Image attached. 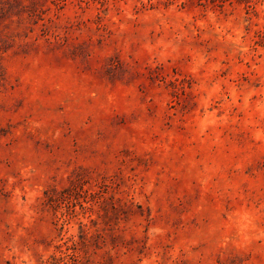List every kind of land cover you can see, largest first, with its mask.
<instances>
[{"label": "rangeland", "instance_id": "1", "mask_svg": "<svg viewBox=\"0 0 264 264\" xmlns=\"http://www.w3.org/2000/svg\"><path fill=\"white\" fill-rule=\"evenodd\" d=\"M0 264H264V0H0Z\"/></svg>", "mask_w": 264, "mask_h": 264}]
</instances>
